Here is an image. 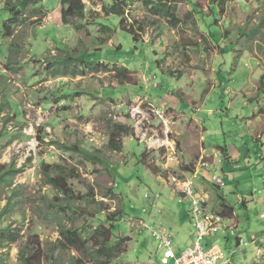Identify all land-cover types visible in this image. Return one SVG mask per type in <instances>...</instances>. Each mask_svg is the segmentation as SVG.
<instances>
[{
  "label": "rangeland",
  "instance_id": "1",
  "mask_svg": "<svg viewBox=\"0 0 264 264\" xmlns=\"http://www.w3.org/2000/svg\"><path fill=\"white\" fill-rule=\"evenodd\" d=\"M23 1L0 0V26L17 21L0 33V264L22 252L29 264H161L152 232L132 224L165 227L146 196L174 179L225 219L205 247L264 264V0H170L175 28L160 0H119L122 16L113 0H81L68 25L62 0ZM44 171L74 194L58 218ZM58 222L80 233L78 251L58 244ZM101 223L113 232L95 234ZM108 239L119 247L98 255Z\"/></svg>",
  "mask_w": 264,
  "mask_h": 264
},
{
  "label": "built area",
  "instance_id": "2",
  "mask_svg": "<svg viewBox=\"0 0 264 264\" xmlns=\"http://www.w3.org/2000/svg\"><path fill=\"white\" fill-rule=\"evenodd\" d=\"M212 179L214 182L224 185L221 178L213 175ZM193 183L194 181L191 180L178 181L174 179V185L171 187L173 193L178 195L180 202H190L191 205L189 215L195 230V241L190 248L180 255H176L173 248V235L170 232L153 228L144 220L133 221L132 226L139 231L152 232L158 242L161 264H231V260L225 256L219 245L205 247L202 244V239L224 228L225 219L219 213L208 208V196L198 192ZM146 197L155 206L160 195L150 192Z\"/></svg>",
  "mask_w": 264,
  "mask_h": 264
},
{
  "label": "trees",
  "instance_id": "3",
  "mask_svg": "<svg viewBox=\"0 0 264 264\" xmlns=\"http://www.w3.org/2000/svg\"><path fill=\"white\" fill-rule=\"evenodd\" d=\"M32 1H34L35 3H39L40 0H26V1L20 2V4L17 5V8L22 7L23 4L27 5ZM118 1L119 0H113L114 4L108 10V13L110 15H118V16L123 15V10L118 6ZM132 1H134V0H132ZM160 1H162V3L159 6L154 8V10L157 11V14L167 17V19H169V21H170L171 26L174 28L177 27L180 23H182V21L180 20V18L178 16V13H177L178 12L177 6L174 5L173 3L169 5L170 0H160ZM212 1H213V4H220V3L223 4L225 2V0H212ZM62 5H63L62 21L65 25L70 24L69 16H71V15H77V16H80L81 18L84 16V7L85 6H84V4H82L81 0H62ZM16 22L17 21L15 20V18H13L12 21L10 22L12 27L15 26ZM11 25L4 24L3 26H0V33L3 34V37L4 36L9 37L11 35V30H10ZM106 29H109V28H106ZM91 56L86 55V56H84V59L91 57ZM118 129L124 131L123 126H118ZM114 138H115V136L111 137L109 147L113 151L119 152V151H121L122 147L121 146H115L113 144ZM84 154H85L86 158L89 160L95 159V158H93L92 154H90V152L85 151ZM229 157L230 156L226 154L225 159H227L229 161L231 159ZM46 168L52 169L54 167L46 166ZM48 172L44 171V174L46 175V178H47V182L50 185H52V187L55 190H57V194L52 199L45 197L44 198V204H46L50 208L51 207L57 208V210H55V215L58 218L60 216V214H62L63 212L66 213V208L63 205V201H71L74 194H73L71 188L68 186L67 182L64 180V177H61L59 175L53 177V176H51V174H49L50 172L49 173ZM3 179L6 180V177H4ZM70 207L74 208L73 206H70ZM7 210H8V207L6 208L5 212ZM3 214H4V212L1 214V216ZM114 217H115V220H117V218L120 217V214H117ZM108 221L113 223L112 218H110V219L108 218ZM58 227L60 228V240L58 241L59 242L58 244L60 246H62V248H65V249L74 248L78 251V248L80 247V245L83 242H82L80 233L77 231V229H75L74 226L71 228H67L66 226H64L63 224H61L59 222H58ZM113 229H114L113 227H110V229L105 230L104 225L101 223L99 225V229L96 230L95 234H97V233L102 234L103 230L105 233L107 231L113 232ZM14 241L15 240H13V242ZM109 242H110L109 239L107 241H105L104 245H102L100 250H98L96 253L100 256L103 254H108V253L112 252L113 250L117 249L120 245L119 241H118L114 245L108 246ZM41 255H42V251L39 249L38 250V257H37V260L39 263L41 261V258H40ZM96 257H99V256H96ZM20 261L23 264H29L28 255L25 254L24 252H22L21 256H20Z\"/></svg>",
  "mask_w": 264,
  "mask_h": 264
},
{
  "label": "crops",
  "instance_id": "4",
  "mask_svg": "<svg viewBox=\"0 0 264 264\" xmlns=\"http://www.w3.org/2000/svg\"><path fill=\"white\" fill-rule=\"evenodd\" d=\"M205 179L208 178L206 177ZM164 187H167L166 193L163 195V191H161V193H159L160 198L156 202V205L153 206L151 203V206L152 209L153 208L156 209L155 213L160 214V210H162L161 213L163 214L162 220H163V224H165L164 225L165 227L162 226L160 227L162 230L170 232L173 235V248L175 250L176 255L178 254L177 251L180 250L179 251L180 252L179 255H180L183 251L187 250L192 246L193 242L195 241V230L191 222V219H189L190 217L188 215V211L186 210L185 207H184V211H181L180 213L179 211L174 213L172 212L171 207H173L175 201H177V203L181 205L185 204V202H180L178 195L173 193L172 191L173 189L171 187H169L168 185ZM200 193H205V192H200ZM187 204H190V202H187ZM158 208H160V210ZM155 213L152 210L149 212L150 219L156 217ZM147 222L151 224L153 228H158L157 225H155L156 222L152 223L150 220H148ZM160 223H161V219H160ZM212 234H210L208 237L212 236ZM179 241L181 242L180 243L181 247L178 246Z\"/></svg>",
  "mask_w": 264,
  "mask_h": 264
},
{
  "label": "bare ground",
  "instance_id": "5",
  "mask_svg": "<svg viewBox=\"0 0 264 264\" xmlns=\"http://www.w3.org/2000/svg\"><path fill=\"white\" fill-rule=\"evenodd\" d=\"M151 144L152 145H155V146H161V145L165 144V142H162V141H152Z\"/></svg>",
  "mask_w": 264,
  "mask_h": 264
}]
</instances>
